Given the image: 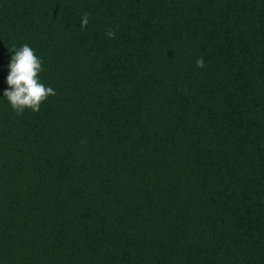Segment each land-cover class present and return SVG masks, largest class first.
Segmentation results:
<instances>
[{
    "label": "trees",
    "instance_id": "obj_1",
    "mask_svg": "<svg viewBox=\"0 0 264 264\" xmlns=\"http://www.w3.org/2000/svg\"><path fill=\"white\" fill-rule=\"evenodd\" d=\"M0 264H264V0H0Z\"/></svg>",
    "mask_w": 264,
    "mask_h": 264
},
{
    "label": "clouds",
    "instance_id": "obj_2",
    "mask_svg": "<svg viewBox=\"0 0 264 264\" xmlns=\"http://www.w3.org/2000/svg\"><path fill=\"white\" fill-rule=\"evenodd\" d=\"M88 21L89 15L84 13L81 19L82 27L86 26ZM106 35L114 38L115 31L110 29ZM10 51L13 55L9 63L8 88L3 95L7 97L17 115H22L26 109L38 112L49 96L56 95L55 90L46 86L40 79L43 61L27 43L19 48H10ZM196 64L197 67H204L203 57L197 59Z\"/></svg>",
    "mask_w": 264,
    "mask_h": 264
}]
</instances>
